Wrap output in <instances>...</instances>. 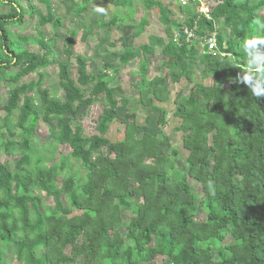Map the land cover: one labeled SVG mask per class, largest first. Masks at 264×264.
<instances>
[{"label": "trees", "instance_id": "trees-1", "mask_svg": "<svg viewBox=\"0 0 264 264\" xmlns=\"http://www.w3.org/2000/svg\"><path fill=\"white\" fill-rule=\"evenodd\" d=\"M39 1L45 13L29 0H0V89L7 88L6 103L0 105V149L15 156L13 170L0 163V264L12 258L17 264H77L79 259L81 264H264V97L252 96L235 82L247 67L243 39L264 36V0H204L214 3L211 15L227 29L226 37L221 30L216 37L223 55L198 54L197 43L185 39L183 28L198 19L194 4H178L183 13L171 17L161 1H143L147 11L157 8L168 37L159 52L162 78H147L153 48L139 46L136 89L140 105L155 114L154 134L134 121L128 100L114 94L109 64L88 72L83 56L74 50L75 31L61 39L63 56L75 66V80L68 64L57 62L50 38L40 32L37 40L12 32L26 16H37L38 24L48 26L56 39L62 18L53 12L52 1L70 2L69 13L76 19L89 4ZM116 4L120 13L98 26L132 18V2ZM147 23L144 14L135 38ZM197 23L200 34L213 29V20L203 16ZM91 32L83 30L81 40ZM31 43L38 49L25 47ZM114 53L122 67L136 59L132 50ZM54 65L62 96L41 86V71ZM196 65L203 79L211 78L210 84L194 81L191 66ZM36 72V81L21 82ZM182 79L192 86L179 102V93L175 97V130L187 153L186 170L176 172L178 149L160 151L167 144L162 130L168 113L160 104L169 100V84ZM77 84L92 87L85 94ZM95 103L102 110L93 131L85 135L78 112ZM13 111L20 138L10 126ZM39 121H55L49 144H37ZM113 122L124 126V137L114 142L107 138ZM145 123L151 124L150 116ZM61 145L70 152L55 162ZM70 159L79 163V175L64 173ZM210 181L215 195L209 193ZM192 184L199 185L200 194ZM198 206L205 213L200 221L193 217ZM122 211L129 213L126 221ZM158 257L161 262L154 263Z\"/></svg>", "mask_w": 264, "mask_h": 264}, {"label": "rangeland", "instance_id": "rangeland-1", "mask_svg": "<svg viewBox=\"0 0 264 264\" xmlns=\"http://www.w3.org/2000/svg\"><path fill=\"white\" fill-rule=\"evenodd\" d=\"M132 2V10L133 16L132 18L126 19L125 23H119L111 25L110 27H106L104 25L98 26L97 23L99 21H109L114 15H116V11L120 13L119 6L116 4V0H89V4L87 6V11L81 15L80 18L76 19L69 13L70 2H60V1H52L50 4L55 15L60 16L62 18V27L57 30L58 38L52 39V31L48 26L39 25L37 22V16L32 18L26 16L24 24L16 29L12 30L21 36H28L32 39L37 40L40 37L39 32L46 38H50L51 45L56 54L57 62L67 63L69 66V75L75 80V66L72 64V61H67L62 53L61 39L67 33V31H75L76 32V41L74 44V50L76 53L81 54L84 60L87 63L88 72L97 73L104 63L109 64L113 70H109L108 73L111 75L110 87L113 90L114 94L118 98H126L128 100L127 110L128 112H133L135 114L134 121L142 127L147 132L153 133L157 132V127L155 128L154 122V113L150 110V108H144L140 105L138 100V92L136 89L137 81L139 79L138 66L140 64L139 59L141 58V53L139 46L143 43L149 44L153 48V53L150 56V64L148 66L147 78L151 79L153 77L162 78L164 73V69L161 66V57L159 56L160 49L163 44L167 42V34L165 32V27L162 25L158 19L159 14L157 8L152 10H146L143 1L144 0H128ZM166 7L169 15L171 17H179L181 13L180 8L178 6V0H159ZM253 2L257 0H252ZM22 3V1H20ZM29 2L40 9L42 13H45L44 5L39 0H29ZM23 6L26 7L25 2H23ZM96 6H100L105 8L106 14H97L94 11ZM146 14L148 23L145 26L144 33H142L138 38L134 36L135 29L138 26L139 20L142 16ZM261 16L264 14V9L260 12ZM219 28L221 29V33L223 36H227V29L224 28L223 23L219 22ZM91 29V34L86 38V40H81L82 31L85 29ZM113 44L114 46H112ZM27 48H32L37 50L38 46L35 43H31L26 45ZM18 48H20L18 46ZM17 48V51L20 50ZM124 51V50H132L136 59L131 62L128 66L122 67L117 61L115 51ZM194 68V81H202L206 84L211 83V78L207 77L205 79L202 78L199 65L191 66ZM44 74V81L42 83V87H46L50 90L51 94L56 96H62L63 90L59 86V77H58V68L57 65H54L50 68H47L45 71H41ZM38 78V72L31 73L21 79V82L27 81H36ZM78 85V84H77ZM82 91L87 94L90 91L92 85L89 84L85 87H81L78 85ZM192 86V83L187 80L182 79L178 84L170 83L169 88V100L160 104L164 108L167 109V120L166 125L163 128L164 136L166 138L167 144L164 143L161 146V153L167 154L169 151L176 147L178 149V155L175 160V168L176 172L185 171V158H186V150L181 146V138L180 134L176 132L175 128L179 125V119L173 116L174 107L181 100L182 96L188 94ZM5 86L0 89V105L6 103V90ZM179 93L178 101L176 102L175 97ZM33 96L36 97L34 93ZM102 107L100 104L95 103L88 106L83 107L78 112L79 123L83 126V133L88 135L93 131L95 126L96 119L101 112ZM119 114L123 115L124 110H121ZM4 115L2 111H0V118ZM147 116L151 117V124L146 125L145 118ZM16 119V111H13L10 118V126L14 131L17 138H20L23 134L20 129H18L15 125ZM39 133L37 137V144H49L52 141L53 133L55 130V121H50V123H44L39 121ZM124 126L119 123H111L109 126V130L107 133V138L114 142L121 140L123 136ZM3 130H0V134L3 133ZM159 137H161L159 135ZM70 152V148L65 145H61L56 149L54 161L58 162L60 160L61 155H66ZM15 160V156L5 155L0 149V163L7 162L8 169L13 170V162ZM67 173H72L79 175L81 173L80 165L77 161L70 159ZM192 188L196 191V193L200 194L199 185L192 184ZM42 201H47V199L42 198ZM129 217L128 211H122L121 218L126 221ZM193 217L196 221L203 220L205 218V213L198 208L193 212ZM124 230L121 231V234ZM228 237H226V241ZM161 257H158L154 263H160ZM82 260H77V264H81ZM5 264H17L16 261L12 258L11 260L6 261Z\"/></svg>", "mask_w": 264, "mask_h": 264}, {"label": "clouds", "instance_id": "clouds-1", "mask_svg": "<svg viewBox=\"0 0 264 264\" xmlns=\"http://www.w3.org/2000/svg\"><path fill=\"white\" fill-rule=\"evenodd\" d=\"M94 11L97 14H106L105 8L100 6H96ZM216 23L219 24V22ZM254 23L259 24L258 21ZM241 46L247 57V67L235 77V82L245 85L252 96L264 97V36L251 35L243 39ZM208 189L211 195H215V188L211 181L208 183Z\"/></svg>", "mask_w": 264, "mask_h": 264}, {"label": "built area", "instance_id": "built-area-1", "mask_svg": "<svg viewBox=\"0 0 264 264\" xmlns=\"http://www.w3.org/2000/svg\"><path fill=\"white\" fill-rule=\"evenodd\" d=\"M190 2L194 4V7L197 11V18L203 16L207 20H213L211 15V10L213 8V4L209 1L204 0H178V3L181 7L189 5ZM183 17V16H182ZM196 19L191 27H184L183 34L187 41H194L197 43V52L198 54H203L204 52L207 54L214 55L219 53L223 55V53L218 51L216 37L219 33V25L216 21L213 20V29L210 32H204L200 34V30L198 28V23ZM175 38V35H174Z\"/></svg>", "mask_w": 264, "mask_h": 264}]
</instances>
